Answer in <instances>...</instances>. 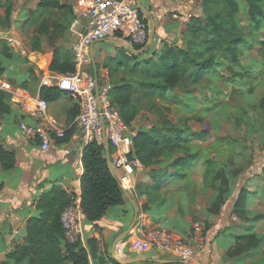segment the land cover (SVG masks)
<instances>
[{"label": "crops", "instance_id": "crops-1", "mask_svg": "<svg viewBox=\"0 0 264 264\" xmlns=\"http://www.w3.org/2000/svg\"><path fill=\"white\" fill-rule=\"evenodd\" d=\"M40 1L0 0V50L7 46L12 53V58H6L0 53L2 64L0 68L4 69L0 70V79L9 81L4 74L6 68L3 67V60L8 62L14 58L20 60L11 45L16 44V39L12 34L14 31L20 30L21 27L33 23L34 19L31 18H39V15L44 14L38 9ZM60 1L61 4L72 7L74 11L77 10V16V0ZM8 8H11L9 23L6 21ZM148 8L150 9V6ZM150 11L156 22L154 41V45H156L160 31L169 33L172 21L168 16L159 19L154 10ZM3 22L6 24L4 25ZM9 37L13 39L12 43L8 42ZM162 41L163 39H160V46L163 45ZM100 44L114 46L108 43L96 44L93 50L90 48L91 57L97 56ZM34 54L36 57L30 60L24 58L25 63L19 67L22 71L27 72L26 79L22 83L10 82L18 89L16 94L9 95L10 111L4 114L0 113V146L16 155V166L13 170L4 171L0 165V264L6 261L7 255L17 245L26 241L27 222L39 215L36 201L42 194L58 186L73 197V202L81 200V177L84 173L82 152L85 146L79 136L77 116L73 117L70 113L71 106L78 107L77 102L71 97L68 102L50 104L49 114L56 118L65 129L67 140L52 142L47 151H42L38 143L24 139L19 129L21 121L27 123H32V121L27 117V111L20 109L18 102L23 101L31 106V98L39 94L43 81L54 75L60 76L49 69L54 59L53 53L44 61L45 64L40 61L42 54L38 52ZM71 57L73 58L72 47ZM12 70L15 71V68L13 67ZM32 71H35L36 75L31 76ZM96 75L98 74L95 71L93 76ZM98 77L101 78V81L106 80L104 74L101 77L98 75ZM27 81L29 83L25 85V88L21 87V84ZM113 153L112 149L110 157L113 156ZM203 161V157L196 161L185 181H165L167 179H164L165 182L162 181L164 184L159 190L157 186L161 181L155 180L151 169L144 168V166L141 169L127 168L115 172L121 185L130 186L127 191L129 198L126 197L123 205L111 207L107 211L104 218L97 224L98 232L94 229L93 224L84 218L81 246L89 250L88 241L91 238H96L99 247L98 256L115 260L111 254L115 240L131 229L125 240L117 245L116 257L120 259L141 257L151 260L181 261L177 256L162 253L153 246L144 254L133 252L132 243L146 240L148 234L160 230L174 234L178 239L193 247L194 257L187 264H253L249 260L253 253H244L233 258L228 256L229 251L236 246V238L246 234L248 226L254 223L249 220H241L232 212L241 188L239 189L236 184L230 199L221 208L220 213L210 214L211 203L218 193L216 190L204 188L206 166ZM248 189L251 193L248 210L251 213L250 217L253 218L255 212L252 206L257 197L264 201V194H262L264 188ZM198 223L205 227L204 234L193 238V227ZM90 264L96 263L90 260Z\"/></svg>", "mask_w": 264, "mask_h": 264}, {"label": "trees", "instance_id": "trees-1", "mask_svg": "<svg viewBox=\"0 0 264 264\" xmlns=\"http://www.w3.org/2000/svg\"><path fill=\"white\" fill-rule=\"evenodd\" d=\"M226 11V21L221 20L218 15L207 17L203 20H192L189 27L191 41L188 46L195 44L202 46L205 53L199 51H184L175 44L164 46L155 50L154 46L149 47L141 56H131V59L138 60L146 54L151 55L149 61L137 63L135 68L151 75L156 82L149 83L147 92H158L161 97L168 96L173 90L184 89L187 83L190 87L186 92L192 93L201 85L205 79L212 80L216 76L223 77L221 69L232 68L241 61L237 47L246 43L243 34H237L235 30V17L240 15L243 9L247 14L248 37L259 40L261 45L260 53L264 58V0H219ZM213 0L212 3H216ZM241 2L245 3L242 7ZM38 9L47 15H56L58 11L71 13V8L61 4L60 0H41ZM11 8L7 9L6 21H10ZM144 22L147 20L140 14ZM61 24L60 21H58ZM56 22L52 23L55 28ZM120 35L118 36V39ZM139 51L144 47H134ZM155 50V51H154ZM6 58H12L9 47L4 46ZM219 55L224 61L218 63L214 56ZM200 59V60H198ZM50 71L60 75L73 74L76 71L73 58L63 57L55 52L54 59L49 67ZM94 71H98L96 66ZM231 71H233L231 69ZM239 77L237 73L230 79L232 83ZM109 99L112 106L115 105L113 96L116 87L111 85ZM25 88V86H23ZM39 96L49 104L65 103L71 99V95L60 90L56 86H42ZM173 96V95H171ZM177 98V97H176ZM9 95L0 93V113L10 111ZM209 102V101H208ZM129 102H121L115 108L119 111L126 124L132 126L131 117L126 116ZM261 108H264V98ZM72 116H78L77 106H71ZM159 129V131L157 130ZM153 128L149 132L139 130L133 140V149L129 155L131 159L138 160L144 168L151 169L155 180L161 181L157 186L158 190L165 181H185L190 175V169L204 157L206 172L204 175V188L217 191V196L211 203L210 214H219L231 197L232 190L241 173L232 172L230 165L235 162L226 159L216 161L208 156L207 149L195 148L194 142L204 140L206 132L192 133L186 128L164 126ZM157 130V131H156ZM67 140V134L66 138ZM224 140H229L225 138ZM231 144V143H229ZM166 148V149H165ZM165 150V151H164ZM112 148H110V155ZM0 165L4 171H11L16 166V155L14 152L5 150L0 146ZM82 165L84 173L81 177V208L86 220L93 224L98 232V222L104 218L107 211L114 206H121L126 201L123 187L108 167L105 146L98 141L86 145L82 152ZM157 168V169H156ZM242 172V171H241ZM164 179H167L164 181ZM164 181V182H162ZM264 194V191L262 192ZM251 196L247 186H243L233 206V214L241 220L252 222L264 219L258 215L251 218L248 210V201ZM73 203V197L62 188L55 186L51 191L42 194L36 201V209L39 212L37 217L31 218L26 225V241L17 245L10 252L3 264H90L93 260L96 264H119L111 258L105 259L98 256V239L91 238L88 241L90 246L86 250L81 243L70 244L65 240L64 230L61 226V214ZM261 244V239L254 233H246L236 238V246L229 251L228 256L233 258L255 249Z\"/></svg>", "mask_w": 264, "mask_h": 264}, {"label": "rangeland", "instance_id": "rangeland-1", "mask_svg": "<svg viewBox=\"0 0 264 264\" xmlns=\"http://www.w3.org/2000/svg\"><path fill=\"white\" fill-rule=\"evenodd\" d=\"M212 1L155 0L153 3V0H141L142 5L148 10H154L159 19L168 16L172 21L169 33L160 31L155 46L153 42L154 49L175 44L184 51H199L204 54V58L207 57L209 54L205 53L202 46L197 44L193 47L188 46L191 41L189 27L192 20L193 22L197 19L203 20L214 15L226 21V11L221 1L217 0L216 3ZM241 5L244 7L245 3L241 2ZM76 13L77 10L74 11L72 7L71 13L67 11H58L56 15L44 13L39 15V18H31L34 19L33 23L14 31L12 35L16 39V44L11 45L20 60L14 58L9 62L2 61L3 67L6 68L4 74L7 80L12 81L11 83L13 81L22 83L27 77V72L19 67L25 63L24 58L30 60L36 57L35 52L42 54L40 61L44 64L48 56L55 52L72 59L71 47L76 38L70 27ZM53 22L58 23L55 28L52 26ZM247 27V14L242 9L240 15L235 17V30L237 34H243L246 41L237 47L241 56L240 63L232 68L221 69L223 77L218 75L212 80L205 79L192 93L185 91L190 87L188 83L183 90H173L164 97L159 96L158 92H147L149 90L147 85L157 80L135 66L137 63L149 61L151 58L149 54L133 60L131 59L133 55L119 46L100 44L97 56L94 57L98 67L97 74L100 77L104 74L106 80L103 82L106 81L116 87L113 96L114 106L117 108V105L125 101L130 103L126 116L131 117L130 123L136 131L149 132L153 128L164 126L186 128L192 133L205 131L204 140L193 143L198 146L195 148H201L203 151L207 149L208 156L215 158L216 161L223 162L226 159L235 161V165L229 163V169L241 173L237 182L234 181L239 189L246 185L251 189L264 188V108L260 106L264 98V58L260 53L259 40L247 36ZM160 39H163L161 46ZM3 52L4 48H1L0 53ZM214 60L218 63L224 61L219 55H215ZM13 67L15 71L12 70ZM94 69L93 65L90 66L88 71L91 75L95 74ZM235 73L239 77L232 83L230 79ZM32 75H36L35 71H32ZM28 83L27 81L21 84V87ZM225 138L229 140L226 141ZM257 198L252 206L254 217L264 216V201ZM199 225L203 229L201 235L203 236L205 227L200 223ZM248 227L247 233H254L261 239L258 247L247 252L253 253L249 260L253 264H264V219Z\"/></svg>", "mask_w": 264, "mask_h": 264}, {"label": "built area", "instance_id": "built-area-1", "mask_svg": "<svg viewBox=\"0 0 264 264\" xmlns=\"http://www.w3.org/2000/svg\"><path fill=\"white\" fill-rule=\"evenodd\" d=\"M78 14L71 24L70 31L76 40L72 46L75 73L54 75L43 81V86H56L65 91L77 102L79 114L76 123L84 146L94 142H103L105 128L109 148L114 150L111 157L115 172L130 168L141 169L143 165L129 157L133 149V140L137 136L133 126L125 123L119 111L109 99L111 84L100 80L98 75L89 73L92 66L90 48L93 44L105 40H121L131 47H145L149 41V26L140 16L136 0H77ZM120 38L118 39V36ZM8 42L13 39L9 37ZM9 81L0 79V93L14 95L17 92ZM31 106L19 101L21 110L27 111L32 123L21 121L19 129L24 139L39 144L47 151L52 142L66 138V131L56 118L49 114L50 104L39 94L31 98ZM129 191V185H122ZM84 213L81 200H75L61 214V226L67 243H80L83 237ZM194 236H201L203 229L194 225ZM151 246L165 254H172L185 263H189L195 254L193 247L165 231H154L146 240L131 244L133 252L147 253Z\"/></svg>", "mask_w": 264, "mask_h": 264}, {"label": "water", "instance_id": "water-1", "mask_svg": "<svg viewBox=\"0 0 264 264\" xmlns=\"http://www.w3.org/2000/svg\"><path fill=\"white\" fill-rule=\"evenodd\" d=\"M136 5L140 11V13L144 16V18L147 20L148 22V26H149V41L147 43V45L137 51L135 50V48L131 47L130 45H127L125 44L124 42H122L121 40H113V41H100V42H97L95 44L92 45L91 47V50H93L94 46L96 44H99V43H108V44H112V45H116V46H119L121 47L123 50L131 53V55L133 56H141L143 55L146 50L151 47L153 45V42H154V38H155V33H156V22H155V19H154V16L152 15L151 11L148 10L147 8H145L142 3H141V0H136ZM92 58V64L94 67H96V62L94 60L93 57ZM102 144L105 146V150H106V156H107V159H108V167L111 171V173L114 175V177L117 179V177L115 176V171L113 169V166H112V162H111V157H110V148H109V144L106 140V135H105V128H104V131H103V142ZM118 180V179H117ZM124 191V194L127 198H129V194L127 191ZM131 231V229H129L128 231L124 232L122 235H120L114 242L113 244V248H112V256L113 258L119 263V264H136V263H153V264H187L183 261H163V260H151V259H145V258H141V257H137V258H134V259H120L118 257L115 256V252H116V247L117 245L125 240V238L128 236L129 232Z\"/></svg>", "mask_w": 264, "mask_h": 264}]
</instances>
